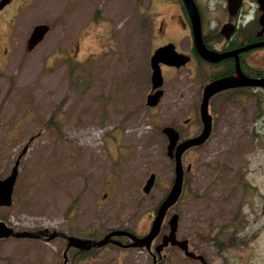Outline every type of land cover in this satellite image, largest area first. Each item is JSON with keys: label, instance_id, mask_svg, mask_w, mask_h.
<instances>
[{"label": "rangeland", "instance_id": "rangeland-1", "mask_svg": "<svg viewBox=\"0 0 264 264\" xmlns=\"http://www.w3.org/2000/svg\"><path fill=\"white\" fill-rule=\"evenodd\" d=\"M103 1L13 0L0 12V46L9 48L0 51V179L19 162L12 205L0 208V221L19 231L54 229L95 241L124 228L144 235L173 179L162 129L172 126L182 138L201 129L208 72L201 66L163 72V99L145 104L150 50L160 39L151 30L177 5L110 0V19L86 25L89 8ZM46 18L51 30L27 52L31 27ZM209 113L211 134L183 155L182 196L162 227L167 233L176 215L177 237L192 257L168 246L160 264H264V92L214 98ZM151 173L155 183L144 194ZM160 241L151 256L109 245L89 263L152 264ZM63 246L0 240V264H61Z\"/></svg>", "mask_w": 264, "mask_h": 264}, {"label": "flooded vegetation", "instance_id": "flooded-vegetation-1", "mask_svg": "<svg viewBox=\"0 0 264 264\" xmlns=\"http://www.w3.org/2000/svg\"><path fill=\"white\" fill-rule=\"evenodd\" d=\"M69 1L70 0H68V3ZM89 1L94 2V0H89ZM109 1L110 0H104L101 8L99 9L95 7L91 11V9L89 8V13H88L89 17H88L86 25H95V23H97L98 16L102 20L110 19L106 17V15L111 14V10H110L111 3L109 4ZM170 1L174 5H177L176 10L170 13L167 18L160 19L158 21L156 31H153L152 29L151 34H150V36L159 37L162 41L159 42L160 39H158V43H156L155 46H153V48L150 50V55L148 59L149 74H150L149 75L150 90L147 92V95L145 96L146 106H147L148 96L155 94L157 91L161 92L157 105L163 99L165 95L162 89L163 84H164V73L173 71V70L189 68V67L198 68L199 66H201L203 67V70L205 69L206 71H208L204 84L200 85V88H201L200 103L203 98V92H204L205 87L210 83H213L215 81L222 80L225 78L235 79L239 76L240 77L239 80H241L243 83H241L240 86H234V87H231L229 89H226V90H223L221 92L214 94L209 99V104L212 99L217 98V97H222L224 102H226V100L228 101L230 100L231 95H233V98L235 99L238 96H240L242 93H248L249 95H251V94H255L257 91L264 92V84H263L264 83V0H240L237 6H234L233 0H193L194 3L196 4L198 14H199L200 34H201V42L203 45V49H205L206 51L214 55L210 57L211 60L205 59L200 54L198 44L196 43V40L194 39V35L192 32L191 18L189 14L187 13L185 7L183 6L182 1L181 0H169V2ZM77 2L78 1L73 2L74 5L72 7L74 8V12L76 13H77V7H78ZM12 3H13V0H8V2L5 5L0 7V12L3 11L7 6L11 5ZM28 3H29V0H28ZM43 23L49 26L50 28L49 31L51 30L52 25L50 24L49 20H47V18L46 20H41V21L36 22L31 27V30L26 39L25 48L27 52H30L27 50V41H28L31 31L33 30L35 25L43 24ZM77 35H79V32ZM7 36H8V33H7ZM141 37L144 38L142 34H140V38ZM75 40H77L75 44L78 48V44H77L78 39H75ZM167 44H172L174 51L177 54H181L183 56L188 57L189 61L180 68L171 67L163 63H160L159 66H160V70H161V74L163 78V84L158 90H152V79H151L152 68H151L150 59L153 53L155 52V50ZM0 51L3 54H7L9 52V48L7 45L3 46V48L2 46H0ZM201 51H202V48H201ZM55 52L64 54V52H67V51L58 49ZM250 80L252 81L260 80L262 81V83L259 85L251 84V83L250 85L244 84L245 82H248ZM190 120L184 121V124H190L191 123ZM199 120H200V117H199ZM200 123H201V129L199 130V132L197 134H193L185 138H182L180 136V133L174 127L166 126V127L173 128L178 134V140L172 147L170 145V141L168 137L163 133V129L166 127H164L161 131L167 141L166 155L168 159L174 163V171H173V179H172L171 187L176 177V161H177L176 155H177L178 147L186 140H189L199 135V133L202 130L201 120H200ZM212 126H213V118H212ZM192 148H195V147H190L186 149L180 158L181 172H182L181 173L182 174V190H181L179 199L182 196L183 179H184V173H185L184 165L182 162V157L186 152H188ZM189 169L190 167L188 166L186 170L188 171ZM152 175H153V184H152V187H153L155 183L154 173H151L148 176V179L146 180V182L149 180V178ZM171 187L168 193L170 192ZM143 188H142V191H143ZM167 195H165V197ZM165 197L162 199V201L165 199ZM12 199H13V195H12ZM155 212H154V216H155ZM163 224H164V221L162 223L160 232L156 237V239L161 237V241L159 244H156V246L154 247V249L157 251L158 258H152V264H160L161 261L164 260L165 255L162 254V252L163 250L166 249V247L169 246L170 248L181 249L180 247H178V245L176 244L172 245L170 241H166V246L157 250V247L162 244L163 239L169 235L170 230H171L170 223L168 222V232L163 233V230H162ZM10 228H13V227H10ZM13 230L16 232L17 231L20 232L18 229H15V228H13ZM44 230H45L44 228H37V229L25 230V231L33 233V232H40ZM53 230L50 231L49 233L57 232V233L65 235L66 237H71L62 231H59L56 229H55L56 231H53ZM122 231H124V233L132 234L133 236H136V237L146 236L149 232L148 231L144 235L138 236L137 234L133 233L127 228L122 229ZM177 233L178 232L176 228L174 239L176 241H182L178 239ZM47 238H48V235H40V239L27 238V239H15V240H28L31 242H38V243L40 242L43 244H48L54 240H60L64 244L63 250L61 253V257H62L61 264H78L80 262V259L85 261L86 264H90L89 260L94 259V256H92L94 255V252L97 251L98 249H101V248H95V247H92L89 249H81L79 247L78 248L68 247L67 238L61 237V236L54 238L50 242L46 241ZM74 238L95 241V239H90V238H81V237H74ZM8 239H14V238H8ZM8 239H0V240H8ZM112 240L116 241V243H110L106 246L113 245L121 250H124V252L134 250V249H139L140 251H146L151 256V249L148 251L144 248H130L129 245L132 244V240L127 235L120 236V237H114L112 238ZM183 241H186V240H183ZM186 244H187V241H186ZM183 251L185 252V254L189 253L187 250L186 251L183 250Z\"/></svg>", "mask_w": 264, "mask_h": 264}, {"label": "water", "instance_id": "water-1", "mask_svg": "<svg viewBox=\"0 0 264 264\" xmlns=\"http://www.w3.org/2000/svg\"><path fill=\"white\" fill-rule=\"evenodd\" d=\"M181 1L191 18L192 32L194 35V39L198 44L200 54L205 59L211 60L210 57H212L213 54L203 49V45L201 42L200 19L196 4L194 3L193 0H181ZM233 1H234L233 2L234 6H237L238 3L240 2V0H233ZM7 2L8 0H1L0 7L5 5ZM49 29H50L49 26L45 23L35 25L27 41V50L32 51L35 48V46L44 39ZM188 61H189L188 57L183 56L181 54H177L174 51L172 44L161 46V48L155 50V52L153 53L150 59L151 68H152V76H151L152 90H158L163 84V78L159 66L160 63H163L167 66L180 68L184 66ZM239 79H240L239 76L235 79L225 78L210 83L205 87L203 92V98L199 105V112H198L200 120L202 122V130L199 133V135L189 140H186L178 147V151L176 155L177 161H176L175 180L173 182L170 192L162 201V203L159 205V207L156 209L154 220L146 236L136 237L133 236L132 234L124 233V231L122 230H114L108 233L102 240L94 241V240H85L74 237H66L65 235L57 232L49 233L50 231L47 229H45L44 231L33 232V233L27 231L16 232L13 230V228L6 226L4 222L0 221V239H8V238L40 239V235H48L46 241L49 242L54 238L61 236L67 238L68 247H77V248L79 247L81 249H89L92 247L102 248L110 243H116V241L112 240V238L127 235L132 240V244L129 245L130 248H144L149 251L151 249L153 241L156 239L157 235L160 232L162 223L167 215V212L174 206V204H176V202L180 197L182 190V174H181L182 172H181L180 158L183 152L190 147L202 145L209 138L211 134L212 117L209 114V99L218 92H221L223 90L229 89L234 86H240L241 83L243 82ZM238 80L240 83L238 82ZM250 83L259 85L262 83V81L250 80L248 82H245L244 84L250 85ZM160 95L161 92L157 91L155 94L148 96L147 106L149 107L156 106L160 98ZM163 133L168 137L170 141V145L172 147L178 140L177 132L171 127H166L163 129ZM18 163H19L18 161L15 163V166L13 167L9 176H7L4 179H0V208H9L12 205V195L18 175ZM152 184H153V175L149 178V180L146 182L143 188V192L145 194L149 193ZM177 222H178V217L176 215L172 216L169 222L171 226L170 233L167 237L163 239L162 244L157 247V250L166 246V241H170L172 245L174 244L178 245V247H180L182 250L185 251L187 250L186 241H176L174 239ZM186 254L188 257H192V254L190 253H186Z\"/></svg>", "mask_w": 264, "mask_h": 264}]
</instances>
